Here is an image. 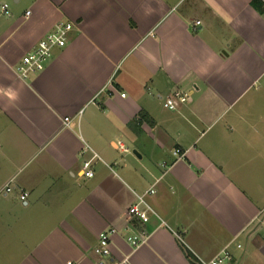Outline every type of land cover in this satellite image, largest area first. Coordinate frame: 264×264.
Masks as SVG:
<instances>
[{
    "label": "crops",
    "instance_id": "1",
    "mask_svg": "<svg viewBox=\"0 0 264 264\" xmlns=\"http://www.w3.org/2000/svg\"><path fill=\"white\" fill-rule=\"evenodd\" d=\"M61 20L66 44L20 77ZM174 91L188 101L165 109ZM0 184V236L19 247L0 264H96L109 228L104 264H196L226 244L264 264V15L251 0H0ZM150 186L163 222L133 247L127 208Z\"/></svg>",
    "mask_w": 264,
    "mask_h": 264
},
{
    "label": "built area",
    "instance_id": "2",
    "mask_svg": "<svg viewBox=\"0 0 264 264\" xmlns=\"http://www.w3.org/2000/svg\"><path fill=\"white\" fill-rule=\"evenodd\" d=\"M263 4L264 15V0H261ZM7 3L1 5L2 11L5 14H9L7 9ZM199 21H196L198 24ZM73 24L69 21H59L55 24L52 30H50L45 36H43L36 45L28 52H26L20 59L16 66L17 73L20 77L26 78L30 74L42 70L46 63L51 58L55 48L63 47L66 44L69 31L72 29ZM124 96V94L122 93ZM188 94L181 91H174L171 94L165 96L162 101L164 108L169 110H175L181 104L188 101ZM88 147V146H87ZM116 147L121 150H127L125 145L121 141L116 142ZM175 156H180L182 153L179 148H175L173 151ZM97 155L94 154L89 158L83 159L79 169V174L83 177H91L94 174L92 169L93 160ZM108 167L111 168L109 165ZM10 190L9 186H6V191ZM154 186L146 188L142 193L135 194V201L132 202L127 208V214L131 220V224L128 229L130 232L126 235V240L133 247L138 246L145 241L148 232L144 228L140 227L143 224L149 222L152 216L159 218L157 212L148 201V196L155 193ZM26 191L19 193V198L25 200L27 196ZM160 219V218H159ZM161 222H163L160 219ZM138 226V227H134ZM115 231L114 228L103 230L99 234L98 244L94 248V253L100 257V260L96 264H104L103 257L109 256L111 234ZM240 245L237 244V247ZM196 264H234L233 255L230 250V244H226L210 259H202L198 257L195 260ZM67 264H75L73 261L68 260Z\"/></svg>",
    "mask_w": 264,
    "mask_h": 264
},
{
    "label": "rangeland",
    "instance_id": "3",
    "mask_svg": "<svg viewBox=\"0 0 264 264\" xmlns=\"http://www.w3.org/2000/svg\"><path fill=\"white\" fill-rule=\"evenodd\" d=\"M166 109V108H165ZM120 138L121 140H124V138H122L121 136H117L115 139ZM126 143V142H125ZM133 148H131L132 150ZM114 154H116L117 152H113ZM117 156H120L119 153H117ZM2 184H0V198H4L3 193L5 192V187L1 186ZM12 183L9 185V187H12ZM14 191L10 192L13 193ZM10 194H8L9 196ZM11 221H13V218L10 214L5 213V211L0 210V229H9L10 226L9 224L12 223ZM19 227V226H18ZM17 227V228H18ZM17 240L15 237L13 236H9V237H4V236H0V256L1 259L4 258L5 256V252H7V256L8 258H6V260H11V256L12 253L14 252V249L17 250L15 251V257H18V246L16 245ZM10 252V253H9Z\"/></svg>",
    "mask_w": 264,
    "mask_h": 264
},
{
    "label": "trees",
    "instance_id": "4",
    "mask_svg": "<svg viewBox=\"0 0 264 264\" xmlns=\"http://www.w3.org/2000/svg\"><path fill=\"white\" fill-rule=\"evenodd\" d=\"M251 4L260 12L263 14V4L261 0H251ZM140 116V120L146 118V115L144 113L141 112ZM187 255L189 256V254L187 253ZM194 264V262H193Z\"/></svg>",
    "mask_w": 264,
    "mask_h": 264
},
{
    "label": "clouds",
    "instance_id": "5",
    "mask_svg": "<svg viewBox=\"0 0 264 264\" xmlns=\"http://www.w3.org/2000/svg\"><path fill=\"white\" fill-rule=\"evenodd\" d=\"M9 98L11 99V98H13V97L10 95V97H9Z\"/></svg>",
    "mask_w": 264,
    "mask_h": 264
},
{
    "label": "water",
    "instance_id": "6",
    "mask_svg": "<svg viewBox=\"0 0 264 264\" xmlns=\"http://www.w3.org/2000/svg\"><path fill=\"white\" fill-rule=\"evenodd\" d=\"M135 152V151H134ZM136 154V153H135Z\"/></svg>",
    "mask_w": 264,
    "mask_h": 264
}]
</instances>
